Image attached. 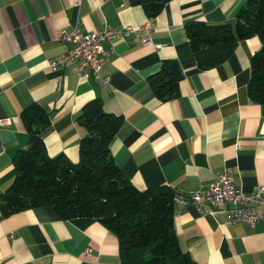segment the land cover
Segmentation results:
<instances>
[{"label":"crops","instance_id":"0c3cea01","mask_svg":"<svg viewBox=\"0 0 264 264\" xmlns=\"http://www.w3.org/2000/svg\"><path fill=\"white\" fill-rule=\"evenodd\" d=\"M243 0H168L154 16L150 42L132 34L113 40L96 77H82L73 61L50 66L70 43L62 29L142 26L148 13L130 0H0V193L14 177L12 157L26 145L20 109L37 101L51 112L43 131L50 156L78 160L85 127L83 104L99 96L123 123L110 143L116 164L139 189L168 185L178 195L205 188L213 172L232 170L245 192L264 183V115L249 99V57L257 35L240 40L223 61L200 68L184 22H233ZM142 30V34H146ZM161 43L155 47L154 43ZM164 58L179 63V93L161 100L148 76ZM175 232L195 264H264V220L228 223L222 214L200 215L174 206ZM10 233H14L10 237ZM120 264L118 240L89 217L62 220L47 205L0 213V264Z\"/></svg>","mask_w":264,"mask_h":264},{"label":"trees","instance_id":"16d2710c","mask_svg":"<svg viewBox=\"0 0 264 264\" xmlns=\"http://www.w3.org/2000/svg\"><path fill=\"white\" fill-rule=\"evenodd\" d=\"M130 1L154 17L168 0ZM184 29L200 68L225 60L240 40L259 37L260 45L249 57L246 91L264 115V0H243L233 22L194 18L184 22ZM182 76L176 59L164 58L148 81L153 93L166 100L178 95ZM50 116L49 108L37 101L20 109L28 138L12 157L15 173L0 193L1 215L47 205L62 220L99 221L118 240L120 264H195L181 249L175 232L177 192L168 185L137 188L112 157L110 143L123 123L122 116L107 112L99 96L87 100L78 115L85 134L78 143L76 162L63 153L48 154L42 134Z\"/></svg>","mask_w":264,"mask_h":264},{"label":"built area","instance_id":"2783aa9c","mask_svg":"<svg viewBox=\"0 0 264 264\" xmlns=\"http://www.w3.org/2000/svg\"><path fill=\"white\" fill-rule=\"evenodd\" d=\"M154 21L148 16L140 27L125 25L122 28L105 26L97 30H83L78 24L62 29L60 39L70 43L64 52L50 60V66L63 65L67 61L75 63L77 73L82 77H96L106 56L113 51V40L132 34L134 41L150 42L149 31ZM146 30V34H142ZM161 43H154L155 47ZM7 123L0 118V126ZM174 203L179 207L193 205L200 215L213 217L222 214L228 223H247L254 226L264 220V183L251 192H245L235 182L232 170L223 167L213 172L211 182L205 188L190 191L188 197L176 196ZM14 233H10L13 237Z\"/></svg>","mask_w":264,"mask_h":264}]
</instances>
